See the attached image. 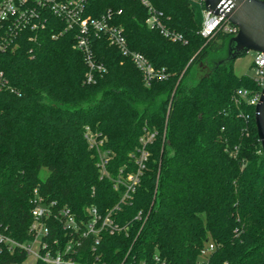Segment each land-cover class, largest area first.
<instances>
[{"label":"trees","instance_id":"trees-1","mask_svg":"<svg viewBox=\"0 0 264 264\" xmlns=\"http://www.w3.org/2000/svg\"><path fill=\"white\" fill-rule=\"evenodd\" d=\"M147 1L182 41L149 28L141 0H87L85 15L111 12L129 50L164 69V80L147 83L106 35L91 33V59L105 71L86 83L78 32L48 12L44 27L28 33L34 41L24 36L17 49L0 52V228L25 240L38 193L77 219L95 208L129 226L102 235L106 264H264V155L255 106L236 97L261 87L234 73L237 59L214 67L233 36L202 38L203 0ZM204 66L211 71L202 73ZM147 132L155 140L121 204Z\"/></svg>","mask_w":264,"mask_h":264},{"label":"built area","instance_id":"built-area-1","mask_svg":"<svg viewBox=\"0 0 264 264\" xmlns=\"http://www.w3.org/2000/svg\"><path fill=\"white\" fill-rule=\"evenodd\" d=\"M86 2L87 0H0V52L17 49L18 41L24 36L28 37L29 41H34L35 37L29 36L28 33L36 34L38 29L44 27L46 21L44 16L48 12L62 20L66 31L78 32L77 48L86 54L89 67L85 76L86 83H93L95 73L105 71L102 65L91 59L88 44L91 33L106 35L111 45L117 47L124 57L132 60L147 83L167 78L164 69H155L143 55L129 50L123 29L110 24L111 12L100 19L86 16ZM141 2L148 8L149 28L159 29L173 41H182L179 34L166 29L161 21V13L156 12L147 0ZM202 14L200 34L206 41L212 40L220 32L233 37L238 34V28L231 25L223 16H215L205 8ZM252 65L255 74L253 78L261 90L250 93L241 89L237 91L236 97L256 107L264 87V54L256 53ZM2 77L0 74V80ZM85 138L92 147L97 146V137L90 128L85 129ZM154 140V133L147 132L141 137V148L137 151L136 157L139 169L137 173L130 174L125 179L126 189L121 204H126L135 192L134 187L149 156L146 147ZM107 161L108 155H102L100 168L103 173H106ZM115 188H118L117 185ZM35 196L31 211L32 221L25 240L10 237L0 228V264H106L98 252L102 235L105 232L110 235L118 234L129 228L115 223L110 214L106 217L100 216L95 208L87 210L88 220L77 219L70 209L59 207L56 202L46 203L38 193ZM115 209H118V206ZM141 218L142 215L139 213L135 220L140 221ZM212 249L213 246L210 245L203 254L207 255ZM121 264L126 263L123 261Z\"/></svg>","mask_w":264,"mask_h":264},{"label":"water","instance_id":"water-1","mask_svg":"<svg viewBox=\"0 0 264 264\" xmlns=\"http://www.w3.org/2000/svg\"><path fill=\"white\" fill-rule=\"evenodd\" d=\"M205 9L215 16H223L231 25L238 28L216 61L214 67L231 66L239 57L248 52L264 54V1L263 0H204ZM207 66L203 72H210ZM255 122L264 155V87L261 98L255 107Z\"/></svg>","mask_w":264,"mask_h":264},{"label":"rangeland","instance_id":"rangeland-1","mask_svg":"<svg viewBox=\"0 0 264 264\" xmlns=\"http://www.w3.org/2000/svg\"><path fill=\"white\" fill-rule=\"evenodd\" d=\"M224 52V50H223ZM223 52L219 55L221 57ZM255 52H248L244 56L239 57L233 64V71L237 76L248 75L254 77L253 61L255 59Z\"/></svg>","mask_w":264,"mask_h":264},{"label":"flooded vegetation","instance_id":"flooded-vegetation-1","mask_svg":"<svg viewBox=\"0 0 264 264\" xmlns=\"http://www.w3.org/2000/svg\"><path fill=\"white\" fill-rule=\"evenodd\" d=\"M220 60H221V58H220V59L218 58V59H217V62H219Z\"/></svg>","mask_w":264,"mask_h":264}]
</instances>
